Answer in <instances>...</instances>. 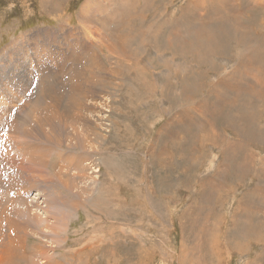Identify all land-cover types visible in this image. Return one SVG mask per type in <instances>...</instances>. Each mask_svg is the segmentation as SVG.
<instances>
[{"label":"rangeland","instance_id":"rangeland-1","mask_svg":"<svg viewBox=\"0 0 264 264\" xmlns=\"http://www.w3.org/2000/svg\"><path fill=\"white\" fill-rule=\"evenodd\" d=\"M87 1L0 0V50L37 31L58 49L69 34L87 53L80 82L90 57L98 65L74 119L88 116L95 147L101 134L88 158L97 190L55 261L264 264V0H90L82 16ZM57 159V172L78 173Z\"/></svg>","mask_w":264,"mask_h":264},{"label":"bare ground","instance_id":"bare-ground-1","mask_svg":"<svg viewBox=\"0 0 264 264\" xmlns=\"http://www.w3.org/2000/svg\"><path fill=\"white\" fill-rule=\"evenodd\" d=\"M91 4L88 0L81 8L82 16L90 10ZM106 21H101L99 27ZM31 35L34 37H16L0 50V264H17L18 261L58 264L54 259L55 247H62L65 241L62 235L68 231L70 220L75 219L80 208L86 207L89 197L97 190L96 179L88 173L93 167L88 158L91 152L97 151L101 134L96 135L95 147V137L86 129L88 116L87 120L84 117L85 128L83 122L77 128L79 123L74 121L83 104L80 90L86 93L96 77L92 71L94 56L88 61L87 77L80 82L77 76L85 70H81L79 64L87 53L81 48L80 53L77 52V38L68 34L57 49L53 46H57L56 41L50 46L55 33L37 31ZM81 36L85 37L83 49L92 51H88L94 41L90 39L92 34L84 31ZM94 38L98 41L101 36ZM62 47L66 49H60ZM95 64L98 68L96 59ZM25 68H37L36 76L28 77ZM65 75L72 78L71 83L70 79L64 82ZM66 96L64 107L68 112L59 109ZM101 100L91 104L96 108L108 107L107 96ZM105 107L102 109L107 110ZM14 108L20 112L16 117L12 114ZM88 109L89 106L87 112ZM103 117L108 121L106 113ZM60 126L69 128L71 134H57ZM76 128L79 131L82 128L81 138ZM62 138L69 140L68 143ZM57 157L69 158L74 166L79 165L78 173L66 177L57 172ZM73 164L65 161L69 169ZM29 238L35 239L37 244L29 246L26 253L24 244Z\"/></svg>","mask_w":264,"mask_h":264}]
</instances>
